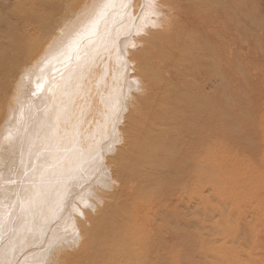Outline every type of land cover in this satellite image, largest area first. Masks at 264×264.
<instances>
[{"label":"bare ground","instance_id":"obj_1","mask_svg":"<svg viewBox=\"0 0 264 264\" xmlns=\"http://www.w3.org/2000/svg\"><path fill=\"white\" fill-rule=\"evenodd\" d=\"M253 4L46 0L51 25L38 16L6 38L0 264H154L167 252L187 209L183 195L176 218L168 198L187 192V141L175 150L163 132L187 118L188 72L215 82L232 70Z\"/></svg>","mask_w":264,"mask_h":264},{"label":"rangeland","instance_id":"obj_2","mask_svg":"<svg viewBox=\"0 0 264 264\" xmlns=\"http://www.w3.org/2000/svg\"><path fill=\"white\" fill-rule=\"evenodd\" d=\"M45 1L0 0V58L7 37L23 35L22 24L39 16L45 27L58 17L46 15ZM252 2L253 15L240 20L235 49L227 52L232 70L222 82L188 72L187 118L177 120L184 125L173 121L168 133L165 127L167 147L187 146V192L169 194L176 202L171 213L179 216L183 195L187 209L167 252L148 262L153 256L154 264H264V0Z\"/></svg>","mask_w":264,"mask_h":264},{"label":"snow or ice","instance_id":"obj_3","mask_svg":"<svg viewBox=\"0 0 264 264\" xmlns=\"http://www.w3.org/2000/svg\"><path fill=\"white\" fill-rule=\"evenodd\" d=\"M101 19H102V16H101ZM98 25H99V20L97 21V31H98ZM95 34V33H94Z\"/></svg>","mask_w":264,"mask_h":264}]
</instances>
